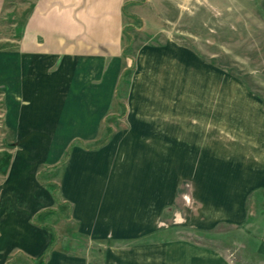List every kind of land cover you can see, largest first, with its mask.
<instances>
[{
	"label": "crops",
	"instance_id": "crops-1",
	"mask_svg": "<svg viewBox=\"0 0 264 264\" xmlns=\"http://www.w3.org/2000/svg\"><path fill=\"white\" fill-rule=\"evenodd\" d=\"M135 2L26 0L20 35L0 49V140L11 143L0 150V264L240 263L193 235L247 220L264 160H216L192 134L131 122L119 91ZM184 179L198 217L168 224ZM251 253L264 261V245Z\"/></svg>",
	"mask_w": 264,
	"mask_h": 264
},
{
	"label": "rangeland",
	"instance_id": "rangeland-1",
	"mask_svg": "<svg viewBox=\"0 0 264 264\" xmlns=\"http://www.w3.org/2000/svg\"><path fill=\"white\" fill-rule=\"evenodd\" d=\"M25 1L3 0L1 50L13 47L10 37L20 35ZM126 10L130 24L124 55L129 61L119 100L130 102L131 122L140 124V116L150 127L156 120V132L188 139L192 134L195 144L208 147L216 160L241 159L243 165L263 161L264 0H136ZM114 121L117 130L122 119ZM10 147L9 141L0 140V150ZM7 160L0 157L2 168ZM189 186L185 179L179 184L177 212L170 210L168 224L185 225L198 217ZM263 194L253 193L243 224L219 223L209 237L200 232L194 240L223 247L231 262L259 259L251 252L264 245ZM179 231L189 237V229Z\"/></svg>",
	"mask_w": 264,
	"mask_h": 264
}]
</instances>
